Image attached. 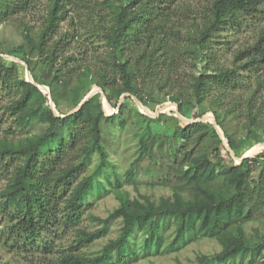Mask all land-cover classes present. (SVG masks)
<instances>
[{"label": "trees", "instance_id": "16d2710c", "mask_svg": "<svg viewBox=\"0 0 264 264\" xmlns=\"http://www.w3.org/2000/svg\"><path fill=\"white\" fill-rule=\"evenodd\" d=\"M41 1L0 0V23L17 20L21 37L20 44L6 52L0 50V54H8L26 64L34 82L48 87L52 98L59 84H63L61 90L76 97L75 109L90 87L97 86L107 100H104V110L110 114L113 99L109 89L116 82L107 77L105 66L109 65L113 74L118 73L119 83L114 90L117 97L125 93L136 97L144 114L151 115V111L144 107L148 103L140 96L137 79L156 82V89H161L158 82L162 80V84L174 90L163 99L162 102L171 103L163 105L162 112L176 114V104L179 114L187 117L207 102L232 152L236 154L247 141L264 145V118L257 107L258 93L264 92V80L257 81L244 100L245 132L238 141L224 122L228 116L237 117L233 113L238 111L239 102H235L232 94L239 88L249 87L252 76L245 73L258 65L264 66V28L256 34L252 45L234 54L231 67L217 64L213 48L216 35L227 25L240 26L245 17L262 15L264 18V0H204V4L189 7L182 19L174 16L178 0H101L98 6H104L108 14L96 24L91 21L90 25L107 46L109 62L103 60L104 66L98 68L85 65L76 74L73 86H70L72 77L55 64L65 45V34L59 33L60 23L70 9L87 10L88 2L45 0L43 5ZM37 6L44 12L34 32L22 19ZM83 15L87 23L89 13ZM185 57L190 58L194 70L188 78L189 95L183 93V87L179 91L174 87ZM30 58H38L50 68V80L36 75ZM0 62L5 63L1 59ZM10 65L0 75L14 84L18 98L5 108L6 112L21 130L28 128L32 120L47 124V129L39 135L17 140L0 138V173L6 175V183L0 189V239L6 248L27 256L35 252L49 253L65 231L75 229V240L51 264H129L137 255L131 240L135 231L143 233L142 252L156 254L164 231L172 223L174 236L170 248H178L189 236L212 237L219 242V252L199 255L194 264H224L245 256L251 260L258 257V264H264L261 244L250 241L243 229L244 221L264 209V168L258 178L249 176L251 165L263 166L264 152L236 164L210 123L176 125L169 139L184 149L179 151L178 162L164 164L163 170L168 180L173 177V185L177 187L171 199L161 198L158 205L147 196L130 199L128 192L122 190L120 180L114 177L115 184L111 186L118 206L106 218L92 217L99 225L96 230L76 228L87 197L94 189L95 177L107 163L101 124H122L124 105L116 114L106 117L100 94H95L77 112L65 118L56 117L45 105L47 96L25 79L14 76L12 70L16 64ZM0 67L4 69L3 64ZM207 119L211 121L210 115ZM78 143L80 148L75 151ZM191 144H194L192 148ZM259 147L255 146L248 154ZM152 149L153 143H149L147 136L139 141L138 155L125 172L128 183L134 180L140 163L152 154ZM68 152L76 154L73 163L67 162ZM93 154L98 157L94 172L78 179ZM162 161L158 159L154 165L162 167ZM106 182L110 185L108 178ZM95 188L97 193L105 191L101 185ZM187 190L189 198L185 199L182 191ZM115 220L121 221L115 239L105 243L95 255L80 253V249L103 238Z\"/></svg>", "mask_w": 264, "mask_h": 264}, {"label": "rangeland", "instance_id": "374dc122", "mask_svg": "<svg viewBox=\"0 0 264 264\" xmlns=\"http://www.w3.org/2000/svg\"><path fill=\"white\" fill-rule=\"evenodd\" d=\"M85 1L88 2L89 6L87 10L75 9L73 5L72 8L75 10L70 9L67 15H65L66 19L60 23L59 33L65 34V45L61 53H59L55 64L56 66H61L62 71L65 72L67 76L72 77V79H70V86L74 85L76 74L80 73L85 65L90 64L93 68L95 66L98 68L104 66L102 63L103 60L106 63L109 62V50L107 46L104 41L93 32V27L90 25L91 21L96 24L98 23V19H105L108 10L104 6H98L101 0ZM41 2L44 5L45 0ZM204 3V0H178L174 16L182 19V14H187L189 7H197L199 4L201 5ZM43 12L44 10L42 7L37 6L33 11L26 13L22 21L33 27L32 29L35 32L38 29ZM86 12L89 13L87 23H85V16L83 15ZM262 17V15L245 17L240 26L227 25L216 35L213 41V48L215 49V59L219 66L231 67L234 54L238 50H244L252 45L256 38V34L264 28V18ZM171 25L178 27V24L173 22H171ZM20 43L19 22L17 20H10L0 23V50L6 52L11 47ZM0 59L5 61V63L0 62V65L3 64L4 66V69L0 67V71L5 70V68H11L10 64L14 63L16 65L13 67L14 70H12L13 75L19 79L26 80L28 70L26 64L8 54H0ZM185 60L177 76L178 83H176L174 87L177 91L183 87V93L189 95L190 83L188 82V78L194 70L190 58H186ZM30 61L34 66L36 75L46 80L51 79L50 68L48 66L46 67L40 59L30 58ZM245 62L246 59L242 61L243 64ZM105 67L108 69L107 77L113 78L116 84L114 88L109 89L113 99L112 106L110 105V107L113 110L110 114L104 113L105 115L116 114L119 109L118 104L121 103V105H124V121L122 124H111L109 122H102L101 124L102 143L108 154L107 163L103 166L101 170L102 173L100 172L99 175L95 177L94 189L87 197L86 203L83 206L84 209L81 221L76 227L87 231H94L99 227V225L92 220V217L106 218L108 214L118 206L119 202L112 191L113 186H111V183L113 185L115 184L114 177L120 180L122 190L128 192L130 199H141L140 196H147L156 205H158L161 198L171 199L173 190L177 187L173 185V177H170V180H168L163 170L165 168L164 166L167 164H175L178 162L180 157L179 151L181 152L184 147L177 141H170L169 138L175 130L176 125L182 127L187 125L177 118L174 112L165 113L161 111L163 105L171 103L162 102L163 99L168 97V94L172 95L174 92V90L172 91L162 84L164 81L158 79V81H160L158 84H160L161 89H156L155 85L157 83L150 80L142 82V80L138 78L136 81L140 96H143L148 103L147 106L144 107L148 108L151 114L159 113L157 117H153L150 114H144L137 105V101L139 100L128 93L123 94L126 96L123 101H120L123 95L117 97L114 91L119 83L118 73L113 74L112 67L109 65ZM245 74L252 76L249 87L239 88L232 94V98L235 102H239V106H236L238 111L235 114L233 113V115L237 117L232 118L233 116H228L224 121L225 126L236 141H238L245 132L243 129L245 119L244 113L242 112L244 100L247 98L249 89L255 87L257 81L264 80V66L258 65L250 73ZM13 85L14 84L9 83L7 79H3L0 75V138L6 137L7 139L17 140L24 136L44 133L47 129V124L41 123L38 120H32L25 130H21L14 125L13 117H10L5 110L11 102L18 98L16 94L17 89ZM61 89L63 90V84H59V88L55 91L54 98L51 97V99L53 103L58 106L59 114H68L74 110L73 100L76 97L72 96L74 94H69L71 92L62 91ZM93 90H98L97 94H100V98L101 96L105 97L99 87H90V91ZM79 95L81 96L82 93H79ZM146 95L147 99L145 98ZM63 96H66V98L62 99ZM257 98V107H259L264 118V92L259 91ZM45 105L49 106V101H47ZM210 107L211 106L205 102L201 107H197L195 110L189 112L187 117L184 118L188 121H195L207 115L213 116L210 112ZM199 113H202L201 116L195 118V115ZM175 119L179 120V123H176ZM146 136L149 143H153L152 154L149 157H145L140 163V168L138 169L136 177L131 183H128L125 179V172L138 155L139 141ZM170 144L172 145L171 147ZM193 146L194 144H191V148ZM255 146L260 147L252 152V154H248ZM199 147H204V143L200 144ZM78 148H80L79 143L75 145V151H78ZM226 151L230 155L227 149ZM261 152H264L263 144H252L247 141L236 151V154L234 152L233 154L237 159L244 156L246 157L245 159H253ZM72 153L73 152L68 154L69 157L67 162L69 163H73L74 160H76V154L73 155ZM222 154H224V151H222ZM158 159H164V161L161 162L162 167L154 165ZM234 161L237 163L236 160ZM97 162L98 157L96 154H93L91 160L85 167V171L78 179H81L84 175L92 174ZM263 168L264 164L263 166L251 165L249 171L250 178H258ZM262 177L264 178V172ZM106 178H108L110 185L107 184ZM5 183L6 175L1 172L0 189L3 188ZM100 185L105 188V191L97 193L95 187L99 188ZM182 195L185 199H188V190L182 191ZM120 227V220L113 221L109 225L106 235L103 238L80 249V253L85 256L95 255L105 243L118 236ZM173 228L174 226L171 223L167 230L164 231L161 247L156 254L142 252L143 233L135 231L131 236V240L137 255L129 264H194L197 256L212 255L219 252L221 249L216 239L204 236L186 237L184 244L180 245L178 248H170L169 243L174 236ZM243 229L250 241L261 244L264 254V209L256 211L252 218L244 221ZM75 237V229L67 230L62 234L61 239L55 242V247L52 251L49 253L35 252L28 256L6 248L0 239V264H51V260L58 258L60 253L66 252L67 247L75 240ZM259 261L258 257L251 260L250 256H245L243 258H236L228 261L224 264H258ZM210 264L218 263L212 262Z\"/></svg>", "mask_w": 264, "mask_h": 264}, {"label": "water", "instance_id": "95a60500", "mask_svg": "<svg viewBox=\"0 0 264 264\" xmlns=\"http://www.w3.org/2000/svg\"><path fill=\"white\" fill-rule=\"evenodd\" d=\"M4 58H10V57H4ZM13 60H16V59H13ZM26 81L27 82H29V83H31L32 85H34L35 87H37L39 90H40V92L42 93V94H44V95H46L47 96V100L49 101V108L51 109V111H52V113L54 114V116H56V117H59V118H65V117H67V116H69V115H71V114H73V113H75V112H77L81 107H82V105L85 103V102H87L92 96H94L95 94H97L98 93V90L97 91H90L82 100H81V102L78 104V106L73 110V111H71L70 113H68V114H66V115H60L57 111H56V107H55V104L53 103V101H52V99H51V95H50V90H49V88L48 87H46V86H44V85H39V84H37V83H35L34 82V80H33V78H32V76H31V74H30V72L27 70V78H26ZM47 91V92H46ZM125 96L126 95H123V96H121V98H120V101H123L124 100V98H125ZM104 100L107 102V100H106V98L104 97V96H101V104H102V109H103V111L105 112V110H104ZM137 101V100H136ZM138 103H140L139 101H137ZM141 104V103H140ZM121 106V103H119L118 104V108ZM175 107H176V114H175V116L177 117V118H179L181 121H183L184 123H186V124H191V123H194V122H207V123H210L213 127H214V129H215V131H216V133L218 134V136L220 137V139L222 140V142H223V145H224V147L230 152V155L232 156V158L234 159V160H236V164H240L246 157L244 156V157H241L240 159H237V158H235V156H234V154H233V152H232V150L229 148V146H228V143H227V141L225 140V138H224V136H223V133H222V131H221V129L217 126V124H216V120H215V118H214V116H210V118H211V121L210 120H208L207 119V116H205V117H203L202 119H200V120H195V121H188L187 119H185L184 117H182L180 114H179V112H178V106L177 105H175ZM105 114V113H104ZM113 115V114H112ZM159 115V113H156V114H151V116H153V117H157ZM106 117H109V116H111V115H105ZM226 141V142H225Z\"/></svg>", "mask_w": 264, "mask_h": 264}]
</instances>
